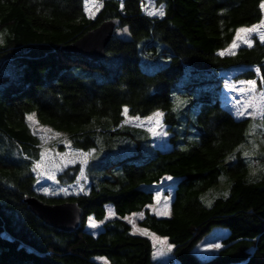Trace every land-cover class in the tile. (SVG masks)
Segmentation results:
<instances>
[{
    "label": "trees",
    "instance_id": "1",
    "mask_svg": "<svg viewBox=\"0 0 264 264\" xmlns=\"http://www.w3.org/2000/svg\"><path fill=\"white\" fill-rule=\"evenodd\" d=\"M155 2L163 17L148 15L145 0H102L94 17L85 0H0V264H154L151 239L126 219L136 211L143 226L168 237L179 264H264V153L243 155L247 143L264 144V129L220 101L224 70L264 83V42L254 35L251 47L218 54L237 29L263 19L262 0ZM107 20L128 27L132 40L114 32L104 58L67 48ZM124 107L140 116L163 110L171 146L124 123ZM29 115L74 147L95 149L85 191L39 190L33 168L42 147ZM81 168L57 177L75 183ZM164 175L175 178V195L170 215L160 216L148 205ZM27 195L76 201L81 225L68 232L47 224ZM89 216L102 221L96 233ZM215 227L229 229L224 245L200 258L194 247Z\"/></svg>",
    "mask_w": 264,
    "mask_h": 264
},
{
    "label": "rangeland",
    "instance_id": "2",
    "mask_svg": "<svg viewBox=\"0 0 264 264\" xmlns=\"http://www.w3.org/2000/svg\"><path fill=\"white\" fill-rule=\"evenodd\" d=\"M88 3L91 7V11L94 12V16H95L99 8L101 7L102 0H95L94 5L92 4V0H88ZM85 5H86V0H85ZM159 6L160 5L156 3L155 0H145V3H144V8L147 12L153 11ZM97 7H98V10H97ZM251 26L253 25L242 26V27H251ZM254 35L259 37L258 33H252L250 38L253 39ZM230 45L221 49L220 51L228 48ZM237 45L238 46L236 47L235 51L241 45H247V44H245L243 40L241 39L237 41ZM240 71H241L240 68H232L230 70L222 71L223 75L222 74L221 75L223 79H222V84L220 87V91H221L220 101L223 105L229 108L236 117L238 118L252 117L256 121L257 125H259L261 129H264V83L257 78L239 77L238 74L240 73ZM246 80L256 81L255 90L249 91L248 85H243L240 83L241 81H246ZM229 84L233 85V87L237 90L233 91L227 88V85ZM241 87L245 88V92L241 93L238 91V89ZM237 100L240 101L239 105H236L235 103ZM248 103H251L252 107L246 110V114L244 116H237L235 114V108L233 107V105H235L236 108H240L242 105H245ZM158 110L164 112L161 109H158ZM249 113H252L253 115H249ZM151 114L146 115V116L133 115L129 112V109H128V114L127 116L124 115L123 122L143 127L149 131L150 127H156L154 121L149 122L146 119ZM32 117L33 119L28 120V121L30 123L32 131L40 138V141H41L40 146L42 147V152L45 153L44 160L41 161V158H40L34 164V167H35V165L38 162L42 163V167L35 171V173L38 175L39 190L43 191V188L47 187L49 189V192H57L62 195H64V193L59 192V189L61 188H68L69 193L81 192L80 191L81 187L85 191L87 184L89 183V180L86 177L84 171H83V175H81V171H80L77 181L75 183H70V184H64L60 182L57 176H58V173L62 171L64 168H66L67 166L73 165L75 163H80V165L82 166L84 170L85 165L80 162V157L74 156V153L81 152V151L82 152H90V151L74 147L65 132L56 130L47 124L41 123L35 115H32ZM135 117H139L140 119H135ZM162 124H163V127H158L157 131L158 132L166 131L168 133L167 136H163V135L154 136L152 132L150 131L149 132L151 133L153 144L161 149H164V148L170 147L171 143L169 142L170 131L168 130V125L164 121V117L162 118ZM45 129H51L52 131L48 132V131H45ZM54 133H59L60 135L56 136L54 135ZM245 151L249 152V157L263 154L264 153L263 141L260 142L259 139H256L255 141H251L250 143H247L245 145ZM251 171L253 173H256L258 171V168L255 166L251 167ZM49 176H53L54 179H49L48 178ZM168 176H171V175H164L161 181L157 185L154 186L155 193H156L155 200L153 203L149 204L148 207L155 214H157L159 211H163L165 208V204H167V209H168L167 215H170L171 213L172 201L175 195V190H174V187H175L174 179L175 178L171 176L174 179L169 181L166 179V177ZM157 194H159L160 196L159 202H157V199H156ZM110 213L112 214L110 215ZM140 213H143V216H144L143 211H136V212L129 214L127 219L128 221L129 219L134 221L136 225V229L133 228V231L135 233L141 234V232L138 231L137 229H142L146 233H148L146 234V236H148L151 239L153 243V247H154L153 248L154 264H179V261L174 256L173 249L170 253H166L165 255H156L158 250L163 251V246L159 244H154L153 236L159 237L160 239H165L167 240L169 244H172V243L169 241L168 237L157 234L155 231L143 226L140 223V220L143 218V217L141 218V216L139 215ZM113 214H114V206L112 203H108L107 204V216H112ZM157 215H160V214H157ZM89 217H92L93 220L99 225V227L96 229L91 228L89 226V218H88L87 226L90 227L92 231L96 233L101 228L102 221L97 220L93 216H89ZM228 232H229V229L225 227H215L210 233H207L195 245L194 247L195 253L200 258H206V257L211 256L212 254H215L224 245L223 237ZM217 243L221 245L219 249L212 247V245L217 244Z\"/></svg>",
    "mask_w": 264,
    "mask_h": 264
},
{
    "label": "snow or ice",
    "instance_id": "3",
    "mask_svg": "<svg viewBox=\"0 0 264 264\" xmlns=\"http://www.w3.org/2000/svg\"><path fill=\"white\" fill-rule=\"evenodd\" d=\"M92 4L93 5L95 4V0H92ZM121 8H123V3H121ZM260 8L262 10H264V0H262V2L260 4ZM97 10H98V7H97ZM85 11L89 14L90 17H94V12L91 11V7H90V5L88 3V0H86ZM148 15H150V16L159 15L160 17H163L165 15L164 5L160 4V6L158 8H156L153 11L148 12ZM122 31L126 33L128 31V29L125 27L124 29H122ZM252 33H258L260 41L264 42V19H261L258 24L253 25L251 27H241V28L237 29L236 30V39H234L232 41V44L228 48L220 51L218 54L221 55V56H223L225 54L234 55L235 54V49L238 46L237 45V41L241 40V39L243 40V42L245 44H247L249 47H251L252 46V39L250 37H251ZM2 43H3V40L0 39V44H2ZM256 71L259 72L260 69L258 68ZM240 83L243 84V85H248L249 86V88H248L249 91H253L256 88V81L255 80H246V81H241ZM227 88H229L230 90H233V91L237 90L231 84L227 85ZM238 91L243 93V92H245V88L241 87V88L238 89ZM179 103H183V101H180ZM235 103H236V105H239L240 101L237 100ZM233 107L235 108V114L237 116H244L246 114V110L248 108L252 107V104L248 103V104L242 105L240 108H236L235 105H233ZM123 114L125 116H127V114H128V108L127 107L123 108ZM164 115H165L164 112H162L160 110H156L155 112H153L150 116H148L146 118L149 122H152V121L155 122L156 127H150L149 128V131L152 132L154 136H156V135L167 136L168 135V133L166 131L165 132H158L157 131L158 127H163L162 118L164 117ZM249 115H253V114L249 113ZM27 119L28 120H32L33 119L32 115H29L27 117ZM135 119H140V118L139 117H135ZM45 131L50 132L52 130L51 129H45ZM54 135L59 136L60 134L59 133H54ZM94 152H95V149H92L90 152H82L81 151V152L74 153V156L80 157V162L82 164L86 165L88 163L89 157ZM243 155L245 157H248L249 156V152L245 151L243 153ZM44 158H45V153L42 152L41 153V161H43ZM229 159H235V157L233 156V157H230ZM41 167H42V163L38 162L35 165V167L33 168V171H36V170L40 169ZM83 171H84L83 168H81V175H83ZM48 178L49 179H54L53 176H49ZM166 179L171 181L174 178L171 177V176H168V177H166ZM43 191H44L45 194H51V195L59 194L57 192H49V189L47 187L43 188ZM80 191L82 192V191H84V189L81 187ZM59 192L64 193V194H69L68 188H61V189H59ZM156 199H157V202H159V200H160L159 194H157ZM165 199H167V198H165ZM111 214L112 213H110V215ZM157 214L167 215L168 214L167 204H165L164 210L163 211H159ZM139 215L141 216V218L143 217V213H140ZM129 223H131L133 225V228L136 229V225H135L133 220L129 219ZM89 226L91 228H93V229H96V228L99 227V225L93 220L92 217H89ZM137 230L140 231L141 234H145V235L148 234L142 229H137ZM153 240H154V244H159V245L163 246V251L158 250L156 255H165L166 253H170L172 251L173 247H174L172 244H169L167 242V240H165V239H160L159 237L153 236ZM212 247H214L216 249H219L221 247V245L217 243V244L212 245Z\"/></svg>",
    "mask_w": 264,
    "mask_h": 264
},
{
    "label": "water",
    "instance_id": "4",
    "mask_svg": "<svg viewBox=\"0 0 264 264\" xmlns=\"http://www.w3.org/2000/svg\"><path fill=\"white\" fill-rule=\"evenodd\" d=\"M126 28L128 31L125 33L122 31L124 28H115L113 21H104L67 48L86 58H104L107 56L106 48L114 32L126 41L132 40L130 29ZM25 201L28 208L49 225L68 232L81 225L83 210L76 201L49 203L37 195H27Z\"/></svg>",
    "mask_w": 264,
    "mask_h": 264
}]
</instances>
